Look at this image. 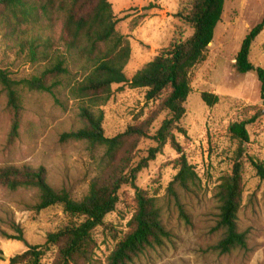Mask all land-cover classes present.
<instances>
[{
    "label": "rangeland",
    "instance_id": "rangeland-1",
    "mask_svg": "<svg viewBox=\"0 0 264 264\" xmlns=\"http://www.w3.org/2000/svg\"><path fill=\"white\" fill-rule=\"evenodd\" d=\"M115 16L116 30L131 47L125 67L132 76L153 60L158 53L177 40L190 37L193 31L178 18L190 0H109ZM151 6V7H150ZM147 8V9H145ZM264 18V0H226L222 19L216 27L206 58L190 73L192 92L186 103V114L179 123L185 131H175L176 140L197 174L186 187H170L178 172V153L167 144L149 166L142 170L137 186L156 198L164 224L171 237L164 246L148 250L131 264H264V181L249 159L264 162V100L256 72L238 74L235 58L249 32ZM62 23L55 18L51 32L61 35ZM250 61L264 69V31L253 42ZM0 68L13 78L35 74L39 65H31L18 55L13 43L0 32ZM70 78L64 82L69 83ZM203 93L219 96V102L208 107ZM24 115L19 138L8 145L10 116L6 94L0 85V168L44 167L47 181L56 190L66 191L73 199H82L95 178L107 165L105 150L83 141H66L62 135L82 127V102L67 88L56 96L22 91ZM146 90L128 85H114L110 100L100 109L104 113V132L108 138L124 133L129 127L151 118L158 103L145 98ZM163 112L152 124L148 137L142 139L135 162L148 156L156 146L153 137L168 118ZM249 122V142L245 144L243 197L238 225L246 233L248 249L222 255L215 250L221 238L217 231L221 178L232 170L238 152V141L229 132L236 122ZM134 191L123 187L116 211L98 228L93 264H107L117 241L129 230L134 214ZM38 191L22 188L9 191L0 188V248L9 259L31 246L43 245L48 234L79 222L64 212L62 205L37 211ZM181 208L188 218L183 217ZM21 232V233H20ZM22 235V239L18 238Z\"/></svg>",
    "mask_w": 264,
    "mask_h": 264
},
{
    "label": "trees",
    "instance_id": "trees-1",
    "mask_svg": "<svg viewBox=\"0 0 264 264\" xmlns=\"http://www.w3.org/2000/svg\"><path fill=\"white\" fill-rule=\"evenodd\" d=\"M225 1L190 0L188 7L178 13V18L193 31L192 35L171 43L129 79L125 67L131 57V47L116 30L117 22L109 0H0V32L13 43L18 55L40 67L35 74L23 78H13L8 70L0 68V85L6 94V110L10 116L8 145L15 143L20 135L24 115L22 91L48 93L54 97L61 88H67L82 102V127L63 134L62 139L101 147L107 158L106 168L93 178L88 193L80 200L73 199L64 190L54 189L42 166L0 168V188L9 191L34 188L38 191L37 211L62 205L66 214L80 220L48 234L43 245L28 247L11 257L9 264H93L98 247L95 231L107 228L105 219L116 211L123 187L135 193L134 214L128 232L117 241L107 264H131L170 239L171 232L163 222L156 198L138 187L137 179L167 144L179 155L178 172L170 187L177 183L186 187L197 179L176 140L175 131L185 133L179 123L186 114V103L192 92L190 73L206 58L222 19ZM55 18L62 23L58 39L50 33ZM263 31L264 18L249 32L234 63L238 74L257 73L262 100L264 69L250 61V52L253 42ZM68 78L71 81L64 82ZM114 85L144 89L146 100L158 105L151 118L108 138L100 107L110 100ZM201 97L208 107L219 102V96L214 94L203 93ZM163 112L169 117L153 137L156 146L148 150L147 157L135 162L141 140L148 137L152 124ZM248 124L236 122L229 128L239 146L232 170L221 178L217 194L216 229L222 236L215 250L222 255L248 249L247 235L238 225L244 190L245 144L249 142ZM249 161L264 181V162L252 158ZM181 214L188 218L182 208ZM15 239L21 240L22 235ZM2 254L0 248V261Z\"/></svg>",
    "mask_w": 264,
    "mask_h": 264
},
{
    "label": "water",
    "instance_id": "water-1",
    "mask_svg": "<svg viewBox=\"0 0 264 264\" xmlns=\"http://www.w3.org/2000/svg\"><path fill=\"white\" fill-rule=\"evenodd\" d=\"M2 258L6 259V258H7V256H5L4 254H2Z\"/></svg>",
    "mask_w": 264,
    "mask_h": 264
},
{
    "label": "crops",
    "instance_id": "crops-1",
    "mask_svg": "<svg viewBox=\"0 0 264 264\" xmlns=\"http://www.w3.org/2000/svg\"><path fill=\"white\" fill-rule=\"evenodd\" d=\"M216 30V29H215Z\"/></svg>",
    "mask_w": 264,
    "mask_h": 264
}]
</instances>
